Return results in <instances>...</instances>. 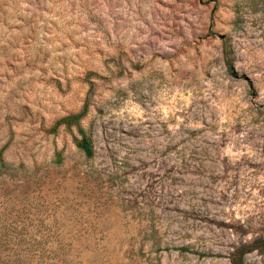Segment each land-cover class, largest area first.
I'll use <instances>...</instances> for the list:
<instances>
[{"label":"rangeland","instance_id":"obj_1","mask_svg":"<svg viewBox=\"0 0 264 264\" xmlns=\"http://www.w3.org/2000/svg\"><path fill=\"white\" fill-rule=\"evenodd\" d=\"M3 147L0 225L73 264H264V0H0Z\"/></svg>","mask_w":264,"mask_h":264},{"label":"trees","instance_id":"obj_2","mask_svg":"<svg viewBox=\"0 0 264 264\" xmlns=\"http://www.w3.org/2000/svg\"><path fill=\"white\" fill-rule=\"evenodd\" d=\"M86 115V108L76 113H70L58 119L49 130L50 133L56 132L61 126L71 128L77 126L80 136L76 138L78 149L86 157L95 155V148L92 138L87 131L81 127V119ZM5 147L0 150V174H4L9 169V164L4 157ZM62 152L56 154L55 163L64 162ZM22 227H10L8 224L0 225V264H73L74 258L71 257L74 247L70 244L60 243L55 246H48L42 241L34 240L35 233L25 232ZM37 239V236L35 237ZM29 239V240H28ZM247 250L246 252H249ZM242 252L239 256L233 257L234 264H243ZM234 255H236L234 253Z\"/></svg>","mask_w":264,"mask_h":264}]
</instances>
